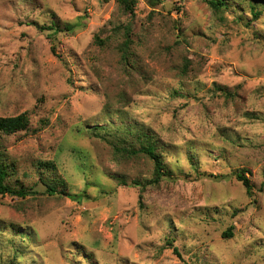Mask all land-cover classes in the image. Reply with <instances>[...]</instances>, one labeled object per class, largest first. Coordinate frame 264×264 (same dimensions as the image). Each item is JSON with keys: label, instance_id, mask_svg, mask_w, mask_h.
I'll use <instances>...</instances> for the list:
<instances>
[{"label": "rangeland", "instance_id": "rangeland-1", "mask_svg": "<svg viewBox=\"0 0 264 264\" xmlns=\"http://www.w3.org/2000/svg\"><path fill=\"white\" fill-rule=\"evenodd\" d=\"M226 4L0 0V118L30 120L0 139L28 191L0 195V264H264V4ZM128 126L166 167L143 191Z\"/></svg>", "mask_w": 264, "mask_h": 264}, {"label": "trees", "instance_id": "trees-1", "mask_svg": "<svg viewBox=\"0 0 264 264\" xmlns=\"http://www.w3.org/2000/svg\"><path fill=\"white\" fill-rule=\"evenodd\" d=\"M261 1V3L264 4V0H257ZM121 4H123L128 12H133V8L137 2V0H119ZM208 4L212 7L214 11H220L223 9H227V4L226 0H206ZM251 9L253 11V14L258 17L260 13L256 10L254 4H250ZM51 30V29H50ZM123 53V58L125 61L129 60V53H130V48L129 44H126L124 48L122 49ZM189 62L185 65V67H188ZM186 71H189V69L184 68L183 72L185 73ZM222 94L227 98H231L232 94L230 92L224 91ZM29 117L26 113L20 114L19 116H14V117H8V118H0V139L3 138L4 136H13L16 135L17 133L27 131L29 128ZM126 132L129 134V136H132L135 138L137 143L141 145L139 152H136V150L131 149L130 147H125L122 149V152L127 153V154H133V155H138V153H141L143 155L148 156L154 163V178L153 180H149L148 183L144 184L138 181H135L134 184L135 186H138L142 191L145 190L149 185L153 186L155 184H159L163 178L167 176L166 174V167L163 162V159L160 155H158L157 151V141L155 140L154 137H150L146 132H141V131H133L130 126L126 128ZM111 133H107V135H104L102 140L104 141H110L108 136H110ZM112 136V135H111ZM117 152H120L118 148L116 147ZM14 170L12 168H8L7 164H0V195L2 197L10 195L12 197H20V198H27L28 197V191H25L23 189L17 190L16 188H13L12 186L7 185L6 179L9 175H14ZM250 174V171L246 168L241 169L235 173L236 179L241 182L243 187L246 189L247 195L251 198L254 196V185L247 176ZM264 177V175H263ZM34 192H31V194ZM46 194L50 196H67V193L64 191H58L57 188L54 185H50L49 188L46 191ZM142 199V196H141ZM142 204V202L140 203ZM17 230V229H14ZM23 235H21L24 238L22 242H27L31 238V236L28 235L27 231L22 232ZM16 236V235H15ZM170 246L173 247V250L175 254L179 255V251L177 247H175L172 243H170ZM17 259V258H14ZM13 259V260H14ZM12 264V261L11 263ZM14 264V263H13Z\"/></svg>", "mask_w": 264, "mask_h": 264}]
</instances>
